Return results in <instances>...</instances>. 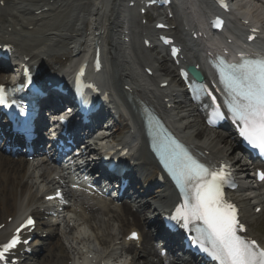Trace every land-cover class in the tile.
<instances>
[{"label": "bare ground", "instance_id": "6f19581e", "mask_svg": "<svg viewBox=\"0 0 264 264\" xmlns=\"http://www.w3.org/2000/svg\"><path fill=\"white\" fill-rule=\"evenodd\" d=\"M7 3L3 9L5 17L0 19V34L1 37L7 35L8 29L13 28L14 34L11 38L19 44L23 49V52L28 56H32L33 59L42 58L45 55H51L52 61L57 63L60 61V55L64 51H68L73 45V41L80 34L82 25H90L96 27L97 31L104 32L106 39L112 45H116L114 35L111 30L123 29L120 25L122 17L117 13V10L121 6L120 0H114L106 4H101V0H81L78 4H75L76 0H56V2L50 7L56 9L53 13H44L41 15L33 16L31 11L36 7L42 8V4L46 3V0H2ZM200 0H194L191 4L198 3ZM61 4V7L59 6ZM186 4V3H185ZM107 6V8H104ZM188 6V4H187ZM210 4L207 6L201 5L198 14L207 12L206 9H210ZM74 9L75 11L71 15L66 13ZM194 9V8H193ZM42 18L41 20L39 18ZM47 20V18H49ZM264 24V17L262 19ZM38 26L34 30H26ZM136 27V22L134 21ZM115 42V43H114ZM50 50L47 54H44L46 50ZM132 51L136 53V57L142 61H150V57L153 56V51L143 52L142 48H139L138 42L134 43ZM112 67L115 69H124L127 71L130 77H135L132 69L128 66L129 56H121L115 47L112 48L110 55ZM159 62V60H157ZM156 63L155 66H158ZM162 71H169L171 77H174L175 72L171 69L170 65H162ZM2 80H0V83ZM194 117H187V122ZM185 121V125H187ZM187 128H191V136L193 140L204 143L212 147L216 152L225 157L235 158L233 152L238 151L235 145V141L230 137L218 132H210L202 123L197 121L194 125H190ZM118 135H125L128 133L125 126L117 129ZM145 162L151 163L147 158ZM40 162V160H39ZM35 165V164H34ZM7 172V173H6ZM1 173L4 174V181L8 184V193L6 197V203L2 202L1 194L2 185L0 183V224L6 222L7 216L15 214L20 216L28 211V208H32L37 196L35 191V185L37 179L36 174H42L44 178L48 177L49 173L44 169L39 168L33 170L28 166L27 162L23 159H8L0 154V180ZM151 201L160 206L168 205L173 197L168 194L166 190H154L149 194ZM83 200L81 205L76 209L75 223L79 229L85 231L84 237L88 238V241H93L96 244V248L101 249L102 254H107L112 244L119 239V236L126 235L133 227H140L142 220H147L146 212L133 213L128 205L121 207L113 206V203L109 202H94ZM27 205V206H25ZM141 209L144 207H140ZM108 216V217H107ZM262 215L258 218H261ZM21 218L18 217L15 223ZM81 222V223H80ZM12 228L11 225H7L6 228L0 231V239H2ZM264 230V229H263ZM262 230V231H263ZM264 234V231H263ZM66 243V247L61 243L60 239L56 240L53 244H48L44 248L43 254L40 256V264H69L73 260L74 255L67 249L70 247H81V233L72 232ZM65 243V244H66ZM78 243V245H77ZM157 241L153 240L148 232H144V242L142 250H138L133 246L120 247L121 253H130L133 255V259L129 264H155L154 259L157 257L158 247ZM56 245H59L57 248Z\"/></svg>", "mask_w": 264, "mask_h": 264}, {"label": "snow or ice", "instance_id": "6c2138e0", "mask_svg": "<svg viewBox=\"0 0 264 264\" xmlns=\"http://www.w3.org/2000/svg\"><path fill=\"white\" fill-rule=\"evenodd\" d=\"M224 6L227 7V4ZM177 51L173 50L174 53ZM221 76L231 94L228 108L233 119L242 124L241 135L264 154V57L257 60L244 58L240 64L225 65L221 68ZM212 100L215 101L216 97L212 96ZM3 102L6 100L0 86V103ZM219 108L217 104L213 117L223 118ZM163 159L184 196L183 203L176 208V215L170 219L183 222L185 228L193 222L199 223L193 239L219 264H264V247L257 240L242 234L246 228L238 219L235 205L224 199L223 170H211L176 141L171 142ZM260 178L264 179V173L260 174ZM34 225L35 221L28 217L17 228L16 235L0 245V260L21 243V229ZM132 235L136 237L137 234Z\"/></svg>", "mask_w": 264, "mask_h": 264}, {"label": "rangeland", "instance_id": "374dc122", "mask_svg": "<svg viewBox=\"0 0 264 264\" xmlns=\"http://www.w3.org/2000/svg\"><path fill=\"white\" fill-rule=\"evenodd\" d=\"M258 224H259V223H258ZM258 224H257V225H258ZM261 228H262V226L260 227V229H261ZM129 260H130V258H128V259H125V261H128V262H129Z\"/></svg>", "mask_w": 264, "mask_h": 264}]
</instances>
